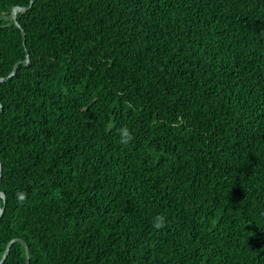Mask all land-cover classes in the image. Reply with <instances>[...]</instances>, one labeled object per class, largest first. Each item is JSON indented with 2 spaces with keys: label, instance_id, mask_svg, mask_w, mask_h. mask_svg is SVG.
Masks as SVG:
<instances>
[{
  "label": "trees",
  "instance_id": "16d2710c",
  "mask_svg": "<svg viewBox=\"0 0 264 264\" xmlns=\"http://www.w3.org/2000/svg\"><path fill=\"white\" fill-rule=\"evenodd\" d=\"M27 55L0 261L264 264V0H0V78Z\"/></svg>",
  "mask_w": 264,
  "mask_h": 264
},
{
  "label": "water",
  "instance_id": "95a60500",
  "mask_svg": "<svg viewBox=\"0 0 264 264\" xmlns=\"http://www.w3.org/2000/svg\"><path fill=\"white\" fill-rule=\"evenodd\" d=\"M28 8H25V7H20V6H17L13 9L12 11V16L14 18V20H17V15L19 12L21 11H27ZM24 35V39H25V34ZM23 64V65H29L30 64V60H29V56L27 55V59L26 60H23V61H19L14 69H13V72L6 78H0V82H3V81H7L9 78H11L13 76V74H15L18 70V67ZM2 110V105L0 104V112ZM1 180H2V164H1V161H0V185H1ZM4 199L5 200V194L3 192L0 191V199ZM3 212H4V209L2 207H0V222H1V219H2V216H3ZM16 242H19L21 244H23V246L25 247V251H26V264H30V252H29V246L22 240V239H19V238H16V239H13L7 246L6 248V252L2 258V260L0 261V264H3L5 262V260L7 259L9 253H10V250L12 248V245Z\"/></svg>",
  "mask_w": 264,
  "mask_h": 264
},
{
  "label": "clouds",
  "instance_id": "9594fccd",
  "mask_svg": "<svg viewBox=\"0 0 264 264\" xmlns=\"http://www.w3.org/2000/svg\"><path fill=\"white\" fill-rule=\"evenodd\" d=\"M118 135H119V142L122 145H128L133 139V132L127 126L121 127L118 130ZM18 200L23 202L24 195L18 194ZM153 227L156 229H160L164 227V217L162 216L155 217L154 222H153Z\"/></svg>",
  "mask_w": 264,
  "mask_h": 264
}]
</instances>
